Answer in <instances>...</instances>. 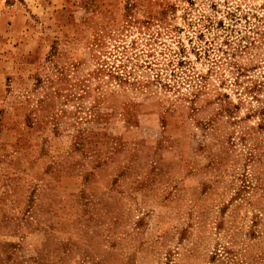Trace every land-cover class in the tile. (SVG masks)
I'll return each instance as SVG.
<instances>
[{"label":"rangeland","instance_id":"374dc122","mask_svg":"<svg viewBox=\"0 0 264 264\" xmlns=\"http://www.w3.org/2000/svg\"><path fill=\"white\" fill-rule=\"evenodd\" d=\"M0 264H264V0H0Z\"/></svg>","mask_w":264,"mask_h":264}]
</instances>
